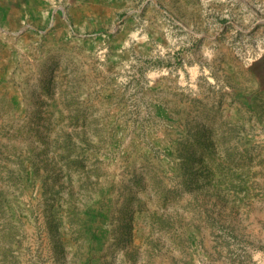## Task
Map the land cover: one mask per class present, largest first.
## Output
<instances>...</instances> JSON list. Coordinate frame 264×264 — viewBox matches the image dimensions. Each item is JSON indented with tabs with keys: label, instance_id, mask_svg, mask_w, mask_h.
<instances>
[{
	"label": "rangeland",
	"instance_id": "1",
	"mask_svg": "<svg viewBox=\"0 0 264 264\" xmlns=\"http://www.w3.org/2000/svg\"><path fill=\"white\" fill-rule=\"evenodd\" d=\"M0 264H264V0H0Z\"/></svg>",
	"mask_w": 264,
	"mask_h": 264
}]
</instances>
